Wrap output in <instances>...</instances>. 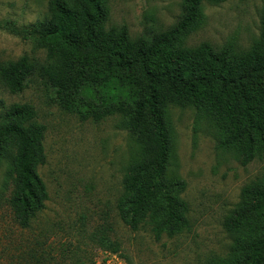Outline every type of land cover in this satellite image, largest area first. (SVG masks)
<instances>
[{"label": "trees", "instance_id": "obj_1", "mask_svg": "<svg viewBox=\"0 0 264 264\" xmlns=\"http://www.w3.org/2000/svg\"><path fill=\"white\" fill-rule=\"evenodd\" d=\"M110 0H49L42 23L17 35L35 38L43 62L25 56L0 64V87L21 94L38 78L54 92L58 108L80 122L116 118L135 137L136 152L122 179L116 214L133 232L147 226L155 241L189 230L182 180H166L171 153L168 109H194L213 130L216 149L241 166L264 156V8L260 34L246 50L185 47L204 24L202 4L183 0L170 29L131 39L125 26L106 28ZM45 126L30 105L13 104L0 116V166L8 163L9 205L21 229H29L48 200L38 168L45 164ZM222 229L227 254L209 264H264V172L244 186ZM120 251L104 230L91 238Z\"/></svg>", "mask_w": 264, "mask_h": 264}, {"label": "rangeland", "instance_id": "obj_2", "mask_svg": "<svg viewBox=\"0 0 264 264\" xmlns=\"http://www.w3.org/2000/svg\"><path fill=\"white\" fill-rule=\"evenodd\" d=\"M49 0H0V64L25 56L43 62L35 38L17 35L42 23ZM183 0H110L106 28L125 26L129 37L150 38L173 27ZM264 0H226L202 4L204 24L184 42L215 50L246 51L260 34ZM54 92L33 78L19 95L0 87V116L13 104H27L45 126V164L38 174L48 200L29 229H21L9 205L12 183L8 163L0 166V264H209L227 254L230 240L222 229L242 188L264 172V156L247 166L216 149L209 122L194 109L171 106V153L166 180H182L189 230L155 241L147 226L133 232L116 214L122 179L135 155V137L116 118L80 122L61 111ZM104 230L120 251L101 249L91 238Z\"/></svg>", "mask_w": 264, "mask_h": 264}, {"label": "built area", "instance_id": "obj_3", "mask_svg": "<svg viewBox=\"0 0 264 264\" xmlns=\"http://www.w3.org/2000/svg\"><path fill=\"white\" fill-rule=\"evenodd\" d=\"M106 264H112V262L111 261H107Z\"/></svg>", "mask_w": 264, "mask_h": 264}]
</instances>
